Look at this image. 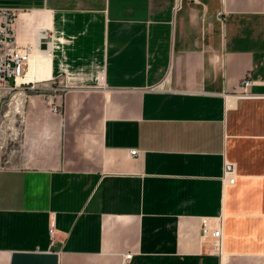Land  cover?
Segmentation results:
<instances>
[{
  "label": "crops",
  "instance_id": "0c3cea01",
  "mask_svg": "<svg viewBox=\"0 0 264 264\" xmlns=\"http://www.w3.org/2000/svg\"><path fill=\"white\" fill-rule=\"evenodd\" d=\"M0 7L20 10L19 41L44 14L53 35L50 76L0 90V262L264 256V0ZM203 218L222 221L220 253Z\"/></svg>",
  "mask_w": 264,
  "mask_h": 264
},
{
  "label": "built area",
  "instance_id": "2783aa9c",
  "mask_svg": "<svg viewBox=\"0 0 264 264\" xmlns=\"http://www.w3.org/2000/svg\"><path fill=\"white\" fill-rule=\"evenodd\" d=\"M19 13L20 10L16 8L0 7V90L3 91L16 90L21 87V85L28 84L29 82L19 80V78L25 76L26 74L29 56L33 48L32 44L19 41L17 38L16 22ZM52 36V30H50L47 36L41 37L38 43V48H40L42 40L44 41V46L46 49L51 48ZM252 84L253 81L248 75L243 78L241 80V85L244 90L237 94V96H254V94H250L246 90ZM151 89H157V86L152 87ZM57 90L58 88L55 89V91ZM50 103L51 111L59 113L58 105L54 104L53 101H50ZM129 154L134 156L137 154V150L131 149L129 150ZM201 230L204 238H210L214 252L220 253L222 250L221 219L216 218L210 222L207 218H203L201 221ZM54 231L55 225L51 220L48 227V233L52 242ZM131 255V253L125 254L124 260H128ZM0 264L6 263L0 262Z\"/></svg>",
  "mask_w": 264,
  "mask_h": 264
},
{
  "label": "bare ground",
  "instance_id": "6f19581e",
  "mask_svg": "<svg viewBox=\"0 0 264 264\" xmlns=\"http://www.w3.org/2000/svg\"><path fill=\"white\" fill-rule=\"evenodd\" d=\"M48 17L42 15L40 23L36 26L32 34L33 48L29 56L25 76L19 78L23 81H36L46 79L50 76V51L46 48H38L39 38L48 35ZM49 48V46H48Z\"/></svg>",
  "mask_w": 264,
  "mask_h": 264
},
{
  "label": "rangeland",
  "instance_id": "374dc122",
  "mask_svg": "<svg viewBox=\"0 0 264 264\" xmlns=\"http://www.w3.org/2000/svg\"><path fill=\"white\" fill-rule=\"evenodd\" d=\"M29 31H30L29 34H31L32 28L29 29ZM19 99L24 101V98L22 96H18L17 100ZM227 264H264V256H249V257L237 258L236 260L229 262Z\"/></svg>",
  "mask_w": 264,
  "mask_h": 264
}]
</instances>
